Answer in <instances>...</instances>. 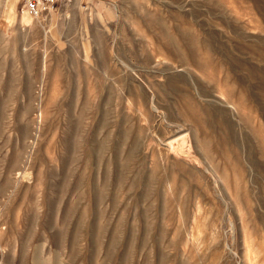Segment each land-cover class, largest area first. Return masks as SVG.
I'll return each mask as SVG.
<instances>
[{
	"label": "rangeland",
	"instance_id": "1",
	"mask_svg": "<svg viewBox=\"0 0 264 264\" xmlns=\"http://www.w3.org/2000/svg\"><path fill=\"white\" fill-rule=\"evenodd\" d=\"M0 264H264V0H0Z\"/></svg>",
	"mask_w": 264,
	"mask_h": 264
},
{
	"label": "built area",
	"instance_id": "2",
	"mask_svg": "<svg viewBox=\"0 0 264 264\" xmlns=\"http://www.w3.org/2000/svg\"><path fill=\"white\" fill-rule=\"evenodd\" d=\"M62 0H21L23 11L34 19L53 13Z\"/></svg>",
	"mask_w": 264,
	"mask_h": 264
},
{
	"label": "bare ground",
	"instance_id": "3",
	"mask_svg": "<svg viewBox=\"0 0 264 264\" xmlns=\"http://www.w3.org/2000/svg\"><path fill=\"white\" fill-rule=\"evenodd\" d=\"M104 148V147H103ZM90 154V153H89ZM94 154V153H93Z\"/></svg>",
	"mask_w": 264,
	"mask_h": 264
}]
</instances>
